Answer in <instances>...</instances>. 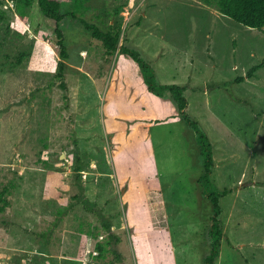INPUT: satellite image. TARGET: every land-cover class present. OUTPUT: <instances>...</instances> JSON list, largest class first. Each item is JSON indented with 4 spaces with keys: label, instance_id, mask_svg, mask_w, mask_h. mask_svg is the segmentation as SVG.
Wrapping results in <instances>:
<instances>
[{
    "label": "rangeland",
    "instance_id": "374dc122",
    "mask_svg": "<svg viewBox=\"0 0 264 264\" xmlns=\"http://www.w3.org/2000/svg\"><path fill=\"white\" fill-rule=\"evenodd\" d=\"M62 12L66 60L37 0H0V264H136L127 214L140 210L145 225L167 217L173 264L209 252L195 131L79 18L117 29L159 83L185 88L186 115L212 144L211 181L227 191L214 264H264V66L248 77L264 60V28L205 0H73Z\"/></svg>",
    "mask_w": 264,
    "mask_h": 264
},
{
    "label": "trees",
    "instance_id": "16d2710c",
    "mask_svg": "<svg viewBox=\"0 0 264 264\" xmlns=\"http://www.w3.org/2000/svg\"><path fill=\"white\" fill-rule=\"evenodd\" d=\"M71 1L73 0H37V5L42 16L46 20L50 21L53 27V31L57 37V43L60 47V56L62 60H66L68 57L65 40L60 28L61 21L65 15L62 12V6ZM30 2L31 0H26L27 4ZM205 2L208 5H213L220 14L239 24L259 30L264 28V0H205ZM72 15L75 16V14ZM79 21L83 22L87 28L91 29L93 36L101 41L105 49V54L111 56L116 52V50H118V54L128 56L131 60H133L139 68L142 81L146 85L147 90L154 93L158 97H163L165 99L170 98L173 100L177 105L178 112L180 113V119L188 126L192 127L195 131L197 143L200 147L201 155L204 158L203 173L199 176L198 182L202 187L203 194L211 202L213 212L208 231V237L210 238L209 252L205 255L203 261L204 264H214L219 257L220 243L223 236L222 227L220 221L218 220L221 213L218 200L219 197L227 191H217V188L211 181V167L213 166L212 144L209 141L208 136L204 134L203 130L199 127L198 122L190 119V117L186 115L185 108L187 106V99L184 95L185 88L176 84L159 83L156 79L154 67L141 56L139 51L129 48L125 44L120 46L118 45L120 33L117 29L113 31H100L95 25L88 23L82 18H79ZM64 65L65 63L60 61V72L63 70ZM263 66L264 60L250 69L248 77H252L254 71ZM236 80L241 81L242 78H237ZM74 172L77 180H80V168H74ZM5 192L6 189L0 192V202L3 203V205L0 206V211L4 209L6 204V200L3 199ZM102 226L107 233H110L111 226L107 221L103 222ZM95 248L100 254L105 251V246L100 243H96Z\"/></svg>",
    "mask_w": 264,
    "mask_h": 264
},
{
    "label": "crops",
    "instance_id": "0c3cea01",
    "mask_svg": "<svg viewBox=\"0 0 264 264\" xmlns=\"http://www.w3.org/2000/svg\"><path fill=\"white\" fill-rule=\"evenodd\" d=\"M121 59H122L121 64H119V66H122V63H124L123 57ZM116 139H118V137ZM115 178L118 184H121L126 181V179L124 180L122 176L119 177L120 180L117 179L116 176ZM128 195H129V192H128ZM128 202L130 203V201ZM129 209H131L130 205H129ZM157 213H158V216H160V218L155 219V220H159V223L155 221L156 225H153V222L148 223L147 225L143 223V219L147 217L148 215L147 212L140 210L137 214H135L136 217H133V220L130 218V214L128 213L129 216L127 214L128 226L130 225V227H133V234L131 236H132V240L134 239L133 240V253L136 258V264H173L172 263L173 259L171 256L173 253L172 252L173 247L170 246L168 236L166 235L168 234L167 232L168 230L166 227L167 223H165L166 222L165 218L167 217L164 214L161 215V211ZM160 220L162 221L160 222ZM149 225L150 226L152 225V228L146 231L145 228L147 226L149 227ZM157 227L160 230L162 229L161 231H164L163 228H165L166 233L163 234L159 232V230H157Z\"/></svg>",
    "mask_w": 264,
    "mask_h": 264
},
{
    "label": "bare ground",
    "instance_id": "6f19581e",
    "mask_svg": "<svg viewBox=\"0 0 264 264\" xmlns=\"http://www.w3.org/2000/svg\"><path fill=\"white\" fill-rule=\"evenodd\" d=\"M136 201H137V200H136ZM135 203H136V202H135ZM136 206H137V205H136ZM136 209H137V208L135 207V211H136Z\"/></svg>",
    "mask_w": 264,
    "mask_h": 264
}]
</instances>
